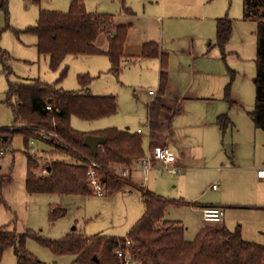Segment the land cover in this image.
<instances>
[{
  "label": "trees",
  "instance_id": "obj_1",
  "mask_svg": "<svg viewBox=\"0 0 264 264\" xmlns=\"http://www.w3.org/2000/svg\"><path fill=\"white\" fill-rule=\"evenodd\" d=\"M40 3L41 0H31ZM244 17L257 20V74L255 77L256 100L249 113L256 128L264 133V0H243ZM0 9L8 13V0L0 3ZM131 24H117L109 15L90 12L82 0L72 1L69 10H41L39 22L26 31L38 37L39 53L50 58L51 67L58 68L69 55L85 56L105 54L110 58V72L120 74L128 60L124 48ZM25 31V32H26ZM233 33V22L220 19L217 24L216 45L226 56V47ZM106 36L107 46H100L98 40ZM142 58L161 57L160 92L165 93L168 83V56L162 52L157 42L145 43ZM131 61V59H129ZM64 72L62 78L65 76ZM234 76V73H233ZM92 78L80 75L83 87L89 86ZM226 97L231 100V84L226 88ZM6 102L13 111V127L0 129V138H7L4 145L17 135H22L25 147L29 150L33 139L46 147L43 154L65 156L76 161L55 159L45 165L47 176H40V159L28 153V172L26 189L29 194H59L82 197L94 196L87 175V168L79 163L78 151L94 158L104 166L110 164L132 165L145 155L142 134L132 133L117 127H109L97 132H84L72 126V117L93 121L118 113V98L114 94L92 95L79 91H66L56 84H48L39 79L10 82L6 93ZM51 106L52 109H48ZM160 101L149 104L148 121L156 128L161 114ZM218 124L226 132L233 126L229 114L218 117ZM35 127L54 131L63 140L41 138ZM89 134L106 138V143L98 147V152L84 145ZM52 149L47 151L46 148ZM59 154V155H58ZM129 178V177H128ZM123 177L111 170L103 171V182L107 195L126 183ZM0 203L4 202L1 196ZM146 213L130 231L128 237H86L79 233H70L60 239L45 238L30 230L18 234L6 226L0 227V264L6 250L13 248L18 264H45L26 248L28 238H34L56 255H74L76 264H124L117 253L123 250L132 264H264V245L246 241L241 229L229 230L209 224L203 227L193 240L185 237L186 227L179 221L165 219L168 206L180 201H172L146 190L143 195ZM66 208H52V222L65 217ZM130 245H127V241Z\"/></svg>",
  "mask_w": 264,
  "mask_h": 264
},
{
  "label": "crops",
  "instance_id": "obj_2",
  "mask_svg": "<svg viewBox=\"0 0 264 264\" xmlns=\"http://www.w3.org/2000/svg\"><path fill=\"white\" fill-rule=\"evenodd\" d=\"M82 1L92 13L112 16L117 24H131L124 48L128 60L125 66L149 62L159 67V91L147 104L146 115L148 118L149 104L160 101L162 110L156 125V141L170 146L181 167L179 172L170 171V174L158 170L148 174L133 172L126 183L110 191L107 198L118 193H122L125 198L136 194L139 212L125 236L105 237H128L146 213L143 195L146 190H151L169 200L180 201L168 206L165 219L181 222L186 227L187 240H193L194 235L209 225L203 219L202 209L217 206L226 211L221 227L229 230L240 228L246 241L264 245V179L258 175V170L264 168V133L256 128L251 117V122L249 119L242 121L243 133L236 131L238 125L235 123L226 132L218 124V117L227 110L230 112L232 104L238 102L232 100V97L231 100L227 99V86L222 98L226 76L220 74V63L217 64L218 71L209 65L214 60L221 61L222 57L217 53L212 55V49L207 48V45L212 46L214 38L217 40V24L220 19H230L234 30L236 21L243 20L257 25V20L244 17V2L242 12L233 14L232 0L217 6L214 0L196 3L182 0H118V6H109L103 0H97L95 4L93 0ZM141 22L144 29L138 26ZM148 42H157L168 56L169 83L163 94L160 92L161 57H140L143 45ZM244 42L240 41L245 46ZM252 42L250 40V46L247 44L250 49ZM98 44L104 46L106 36H101ZM205 77L210 78V82H204ZM149 95L153 97L150 92ZM201 103L207 104V110L202 117L197 116L198 126L195 127L201 131L194 133V130H190L195 129L194 126L181 123L188 118L189 111L193 112L192 109L188 111L187 107ZM109 126L108 123H97L84 132H97ZM119 129L137 133V130L131 131L130 126ZM143 148L146 152L144 143ZM214 184L218 185L217 189L213 188ZM71 196L61 195V204L57 207L65 208V201ZM236 211L247 212V221L249 225L251 223L249 228H244V222L233 228L237 221H243L234 217L233 212ZM192 216H195L194 219Z\"/></svg>",
  "mask_w": 264,
  "mask_h": 264
},
{
  "label": "rangeland",
  "instance_id": "obj_3",
  "mask_svg": "<svg viewBox=\"0 0 264 264\" xmlns=\"http://www.w3.org/2000/svg\"><path fill=\"white\" fill-rule=\"evenodd\" d=\"M182 1L196 3L201 0ZM226 1L228 2V0H214L213 3L217 6ZM232 1V13L242 12L243 0ZM2 2L3 0H0V3ZM70 2L71 0H41L40 3L30 0H8V13L0 9V128L14 124L13 111L6 102V93L10 82L39 79L48 84H56L66 91L87 92L100 96L116 95L119 103L118 113L98 121H86L74 116L71 120L74 125L72 126L80 131L90 130L89 128H92L93 125L102 122L110 124L109 127L125 129L130 126L131 131H136L141 127L145 131L144 145L148 151L147 104L157 96L156 94L151 97L149 92L158 93L159 91V67L156 68L149 62H137L133 65H124L120 74H114L110 72L112 66L110 58L105 54H96L83 57L69 55L58 68L53 69L49 56L39 53L38 37L26 31L38 24L41 10L67 11ZM93 2L95 4L97 0H93ZM103 2L109 6H118L119 4L118 0H103ZM235 24V30L233 29L232 33L234 35L226 47L225 57L216 45L215 38L212 46L208 47L207 45V48L212 49V55L217 53L222 57L221 61L214 60L215 62L213 61L209 65L218 71L217 64L220 63L223 72L220 74L226 76L222 98L225 96V87L231 84L232 100L238 104L234 102L230 112L228 110L225 112L229 114L233 124L238 125L235 128L236 131L239 130L243 133L242 121L249 119L251 122L249 113L254 108L257 95L255 85L257 74L255 31L257 25L243 20L242 22L236 21ZM143 25L141 22L138 26L144 29ZM241 40L245 41V46L240 43ZM250 40L253 41L251 49L249 48ZM106 46L107 44L104 45V47ZM65 71L66 74L62 78ZM80 75H88L92 78L89 86L83 87L80 84ZM210 80L208 77L203 79L204 82H210ZM206 107L207 104L202 103L188 106L187 110L192 109L193 112L189 111L188 118L181 124L194 126L195 129H190L194 130V133L201 131L200 128L195 127L198 126L197 116L202 117L207 110ZM261 133L263 134V132ZM4 142L5 140L0 138V149L3 152L0 155V185L4 201L0 203V227L6 226L18 234L30 230L54 240L74 232L89 238L98 235L125 236L127 234L130 224L139 212L137 207L139 204L135 199L136 194L130 198H125L122 193H118L109 196V198L91 196L87 199L72 195L65 201L67 215L52 222L50 210L61 204V195L28 193L26 189L28 153L40 159V168L36 170L40 176H47L48 173L44 172V166L57 158L71 162L76 160L65 156H54L51 153H41L40 150L46 146L38 140L35 144L36 149L33 150L30 144L28 150L20 134H17L7 146L4 145ZM46 149L52 151L48 147ZM164 173L170 174L171 172L164 171ZM181 190L182 188H180ZM233 214L235 218L243 220L237 221L233 225L234 229L241 222H244L246 229L251 226V223L249 225L247 221L246 211H236ZM194 217L192 216L193 219ZM214 224L221 227L223 223ZM26 248L45 264H76L74 255H56L34 238L27 239ZM1 264H18V258L13 248L5 251Z\"/></svg>",
  "mask_w": 264,
  "mask_h": 264
},
{
  "label": "built area",
  "instance_id": "obj_4",
  "mask_svg": "<svg viewBox=\"0 0 264 264\" xmlns=\"http://www.w3.org/2000/svg\"><path fill=\"white\" fill-rule=\"evenodd\" d=\"M150 94L156 96L154 91H150ZM48 109L51 110L52 107L48 106ZM35 129L37 131V136L41 138H55L59 141H63L54 131L39 127H35ZM146 129L148 130L149 135V149L145 152L144 157L132 165L115 163L104 166L88 154L78 151L81 156L79 163L87 168L88 180L91 188L94 191V196H107L106 185L103 182V171L107 169L127 178L130 177L133 172L137 171L148 174L151 171L156 170L171 171L175 173L181 170V167L178 165V157L176 153L170 148V146L167 143L164 144L156 141V129L152 126L150 121H147ZM137 133L144 135V128H138ZM36 141L37 139H33L31 141L33 150L36 149ZM2 153L3 152L0 149V155ZM44 172L48 171L45 170ZM258 175L260 178L264 179V168L258 170ZM213 188L217 189L218 185L214 184ZM202 212L204 221L209 224L221 223L226 215L225 209L217 206L204 207ZM130 243L131 242L128 240L127 245H130ZM117 253L120 257H122L124 264H132V259L123 250H118Z\"/></svg>",
  "mask_w": 264,
  "mask_h": 264
},
{
  "label": "water",
  "instance_id": "obj_5",
  "mask_svg": "<svg viewBox=\"0 0 264 264\" xmlns=\"http://www.w3.org/2000/svg\"><path fill=\"white\" fill-rule=\"evenodd\" d=\"M106 143V138L100 135L89 134L85 137L84 145L87 146L96 155L98 152V147Z\"/></svg>",
  "mask_w": 264,
  "mask_h": 264
}]
</instances>
